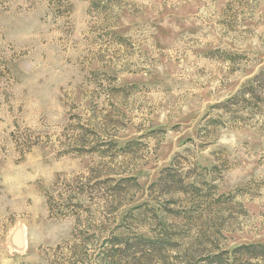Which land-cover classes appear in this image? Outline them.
<instances>
[{
    "label": "rangeland",
    "instance_id": "374dc122",
    "mask_svg": "<svg viewBox=\"0 0 264 264\" xmlns=\"http://www.w3.org/2000/svg\"><path fill=\"white\" fill-rule=\"evenodd\" d=\"M139 233L264 264V0H0V264Z\"/></svg>",
    "mask_w": 264,
    "mask_h": 264
},
{
    "label": "trees",
    "instance_id": "16d2710c",
    "mask_svg": "<svg viewBox=\"0 0 264 264\" xmlns=\"http://www.w3.org/2000/svg\"><path fill=\"white\" fill-rule=\"evenodd\" d=\"M109 245L106 246L105 251L103 252V257L98 259L99 264H117L119 262V257H121V253L119 252H127L129 250L137 251L138 249L141 251L142 247L150 246L154 247V245L163 244V241L157 239L153 236H144L142 234H135L133 238H126L124 240H119L118 238L110 239ZM239 250H245L248 253H251V250L264 257V243L258 245H245L240 246ZM138 250V251H139ZM250 251V252H249ZM143 254V253H142ZM136 257V256H135ZM138 258V257H136Z\"/></svg>",
    "mask_w": 264,
    "mask_h": 264
}]
</instances>
